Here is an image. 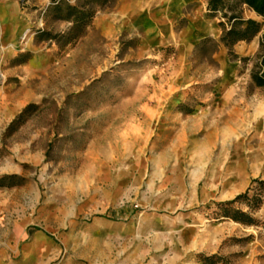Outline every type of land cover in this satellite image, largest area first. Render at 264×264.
Returning <instances> with one entry per match:
<instances>
[{"label":"rangeland","instance_id":"1","mask_svg":"<svg viewBox=\"0 0 264 264\" xmlns=\"http://www.w3.org/2000/svg\"><path fill=\"white\" fill-rule=\"evenodd\" d=\"M116 2L70 41L52 0H0V264H264L263 228L216 208L242 163L264 181L258 48L222 64L220 27L186 55L145 47L106 28Z\"/></svg>","mask_w":264,"mask_h":264},{"label":"trees","instance_id":"2","mask_svg":"<svg viewBox=\"0 0 264 264\" xmlns=\"http://www.w3.org/2000/svg\"><path fill=\"white\" fill-rule=\"evenodd\" d=\"M111 0H77V4L68 5L63 0H52V7L58 11L61 20L72 24L67 39L75 41L81 36L82 30L90 23L98 9L106 6ZM245 6L255 13L258 22L254 19H244L236 13L238 7ZM207 16L219 17L218 25L222 29L220 42L228 51L229 57L236 58L232 48L238 42H250L258 37V54L249 73L250 84L256 88H264V0H206ZM225 20L226 22H223ZM49 36V35H48ZM48 36L43 40L51 39ZM24 111L15 121L22 119ZM217 215L222 219L231 220L245 226H261L264 230V213L261 221L254 218L259 209L264 210V181L256 178L250 181L243 193L236 195L232 200L216 203ZM202 264H223V258L217 255L200 256ZM220 262V263H219Z\"/></svg>","mask_w":264,"mask_h":264},{"label":"crops","instance_id":"3","mask_svg":"<svg viewBox=\"0 0 264 264\" xmlns=\"http://www.w3.org/2000/svg\"><path fill=\"white\" fill-rule=\"evenodd\" d=\"M115 4L112 11L105 15L106 28L110 30L108 25H111L112 31L137 32L141 45L145 47L168 45L171 40L176 39L186 55L200 40L207 37L216 39L220 36L217 17L207 16L206 0H117ZM245 9L248 16L244 19H258L256 16L253 18L255 13L247 7ZM181 20H184V25L176 32L174 25ZM258 40L254 38L249 43L238 42L234 45L237 48L235 52L239 55L254 53L258 48ZM224 51L225 47L221 45L219 56L222 64L227 63ZM252 152L255 153L249 159L250 169L255 172L264 162V140ZM242 165L245 173L238 177L240 188L250 182L244 163ZM235 187L232 184L227 190H234ZM238 191L226 200L233 199Z\"/></svg>","mask_w":264,"mask_h":264}]
</instances>
